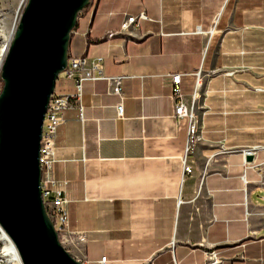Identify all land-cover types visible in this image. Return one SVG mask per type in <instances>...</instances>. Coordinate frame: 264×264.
I'll use <instances>...</instances> for the list:
<instances>
[{"label":"crops","instance_id":"0c3cea01","mask_svg":"<svg viewBox=\"0 0 264 264\" xmlns=\"http://www.w3.org/2000/svg\"><path fill=\"white\" fill-rule=\"evenodd\" d=\"M69 55L103 57L106 77H124L120 94L86 81L57 131L53 175L69 229L86 236L82 261L210 264L215 252L217 264H264V0H94ZM176 74L183 95L199 93L188 150L164 81ZM55 92L74 95V80L59 76Z\"/></svg>","mask_w":264,"mask_h":264},{"label":"water","instance_id":"95a60500","mask_svg":"<svg viewBox=\"0 0 264 264\" xmlns=\"http://www.w3.org/2000/svg\"><path fill=\"white\" fill-rule=\"evenodd\" d=\"M92 0H28L1 69L0 225L23 264H83L60 242L42 196L43 126L79 16Z\"/></svg>","mask_w":264,"mask_h":264},{"label":"built area","instance_id":"2783aa9c","mask_svg":"<svg viewBox=\"0 0 264 264\" xmlns=\"http://www.w3.org/2000/svg\"><path fill=\"white\" fill-rule=\"evenodd\" d=\"M94 1V0H93ZM147 18L145 12L139 16H129L121 25V31L129 29L132 24L137 23L139 19ZM198 33H202L201 27L197 28ZM213 29L209 31L211 34ZM115 33H109L111 37ZM104 59L103 57H97L91 59L88 57H75L70 58L67 68L60 74L64 77L74 80L76 86V93L72 96L63 95L54 92L48 104L46 111L41 148H40V165L42 170V196L46 205V209L49 217L54 223L55 229L58 232L59 240L64 247L76 245L85 241L86 236L82 232H74L69 229V213L68 204L69 199L66 196L65 189L60 187L53 175V164L56 154V138L59 125L62 123L63 111L72 107V105L79 100V97L83 94V86L86 81H95L98 79H107L110 83V88L114 93H121V85L124 77H106L104 75ZM78 72H83V75L78 76ZM172 87V99L174 102L175 117L188 119V147L193 143L200 141L201 136L199 133V119L196 112L197 100L199 97L198 90L194 92L191 97H187L181 93L179 84L181 81V75H167L164 78L165 83H169ZM202 71L197 73V88H200L202 82ZM76 97V98H75ZM117 114L119 117L124 115V107L122 103H118L116 106ZM254 149H245L243 153L245 155L252 154ZM184 165V171L186 173L192 172V167L187 164L186 156L182 158ZM245 186L247 189V180L244 178ZM66 183V182H65ZM213 257H210V264H217L219 262L215 255V252L211 253ZM83 264H89L88 261ZM100 264H108V257L102 256Z\"/></svg>","mask_w":264,"mask_h":264},{"label":"rangeland","instance_id":"374dc122","mask_svg":"<svg viewBox=\"0 0 264 264\" xmlns=\"http://www.w3.org/2000/svg\"><path fill=\"white\" fill-rule=\"evenodd\" d=\"M28 3V0H0V54L2 48L10 43L14 37L15 31L18 27L21 15ZM6 56V55H5ZM5 60V57H4ZM3 60V62H4ZM3 65V63H2ZM0 67V89L2 88L1 82V69ZM3 244L0 241V250ZM77 260L82 261L80 251L77 245L65 247ZM6 258L1 264H6Z\"/></svg>","mask_w":264,"mask_h":264},{"label":"bare ground","instance_id":"6f19581e","mask_svg":"<svg viewBox=\"0 0 264 264\" xmlns=\"http://www.w3.org/2000/svg\"><path fill=\"white\" fill-rule=\"evenodd\" d=\"M10 43H7L1 50L0 67L3 63L5 55H7ZM0 241L3 247L0 250V264L6 258V264H23L18 249L9 234L0 225Z\"/></svg>","mask_w":264,"mask_h":264},{"label":"trees","instance_id":"16d2710c","mask_svg":"<svg viewBox=\"0 0 264 264\" xmlns=\"http://www.w3.org/2000/svg\"><path fill=\"white\" fill-rule=\"evenodd\" d=\"M92 2H93V0H92ZM88 7H90V6H87L86 9H87ZM1 82H2V80H1ZM2 85H3V83H2ZM1 89H2V88H1ZM1 89H0V91H1Z\"/></svg>","mask_w":264,"mask_h":264}]
</instances>
